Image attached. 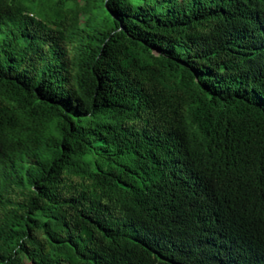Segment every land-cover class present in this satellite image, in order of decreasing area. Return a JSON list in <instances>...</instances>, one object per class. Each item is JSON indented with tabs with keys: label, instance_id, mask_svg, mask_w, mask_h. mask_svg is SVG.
Segmentation results:
<instances>
[{
	"label": "trees",
	"instance_id": "1",
	"mask_svg": "<svg viewBox=\"0 0 264 264\" xmlns=\"http://www.w3.org/2000/svg\"><path fill=\"white\" fill-rule=\"evenodd\" d=\"M264 0H0V264H252Z\"/></svg>",
	"mask_w": 264,
	"mask_h": 264
},
{
	"label": "clouds",
	"instance_id": "2",
	"mask_svg": "<svg viewBox=\"0 0 264 264\" xmlns=\"http://www.w3.org/2000/svg\"><path fill=\"white\" fill-rule=\"evenodd\" d=\"M241 226L243 230L257 234V238L231 236L228 238L231 241L229 247L239 251L241 255L252 257L254 261L252 264H264V221L261 219L253 222L242 221Z\"/></svg>",
	"mask_w": 264,
	"mask_h": 264
}]
</instances>
